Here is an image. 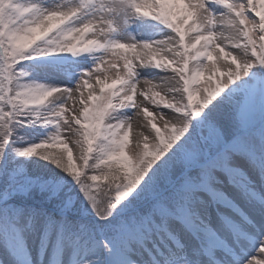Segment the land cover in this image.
<instances>
[{
  "label": "snow or ice",
  "instance_id": "obj_1",
  "mask_svg": "<svg viewBox=\"0 0 264 264\" xmlns=\"http://www.w3.org/2000/svg\"><path fill=\"white\" fill-rule=\"evenodd\" d=\"M0 264H264V0H0Z\"/></svg>",
  "mask_w": 264,
  "mask_h": 264
},
{
  "label": "rangeland",
  "instance_id": "obj_2",
  "mask_svg": "<svg viewBox=\"0 0 264 264\" xmlns=\"http://www.w3.org/2000/svg\"><path fill=\"white\" fill-rule=\"evenodd\" d=\"M229 50H230V49H229ZM109 77H110V80H111L112 78H115V73H114V72L109 73ZM110 80H109V82H110ZM141 86H143V85L141 84ZM97 88H98V86H97ZM86 96H87V90H85V97H86ZM176 99L179 100L180 97L177 96ZM70 106H71V102H70ZM77 107H79V105H77ZM136 130H139V129H136L135 122H134V132H135ZM74 139H75V137H70V138H69V146L73 149V156H74V158H75L76 156H78L79 152H78V147H77L74 143H72V140H74ZM133 139H134V136H133ZM77 163H79V161H77ZM100 183L103 184L104 182L101 181Z\"/></svg>",
  "mask_w": 264,
  "mask_h": 264
}]
</instances>
